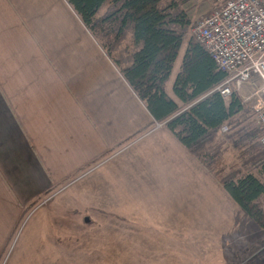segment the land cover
<instances>
[{
    "label": "crops",
    "instance_id": "crops-1",
    "mask_svg": "<svg viewBox=\"0 0 264 264\" xmlns=\"http://www.w3.org/2000/svg\"><path fill=\"white\" fill-rule=\"evenodd\" d=\"M188 44L181 49L182 62ZM182 62L178 69L174 65V82ZM153 123L145 104L66 0H0V261L20 226H67L61 225L67 218L58 216L77 211L58 198L86 181L83 174L91 170L90 176L99 171L96 179L105 192L95 196V189L84 185L67 196L85 212L89 199L112 197L111 211L99 215L113 214L118 223L122 219L143 226L138 220L143 216L145 226H153L148 220L153 216L183 214L179 190L188 149L166 125L144 134ZM63 188L53 202L34 209ZM85 223L89 225L88 219ZM133 259L57 253L17 255L8 262L139 263ZM141 263L166 260L160 263L149 255Z\"/></svg>",
    "mask_w": 264,
    "mask_h": 264
},
{
    "label": "rangeland",
    "instance_id": "rangeland-1",
    "mask_svg": "<svg viewBox=\"0 0 264 264\" xmlns=\"http://www.w3.org/2000/svg\"><path fill=\"white\" fill-rule=\"evenodd\" d=\"M172 1L180 4L186 2L185 10L189 11L191 20L184 42L188 44L191 40L194 41L193 30L198 20L225 0H164L163 4ZM105 11L106 8L102 12ZM183 53L182 50L176 62V69L182 62ZM172 75L167 82L171 87L167 85L166 91L169 96L174 97L172 85L176 73ZM238 95L243 102L242 96L239 93ZM243 104L245 105L243 115L233 121L230 125L233 126L231 131L214 137L203 151L202 158L207 156L202 159L203 161L197 159L189 150L186 151L187 161L191 162L185 164V183L183 186L180 184V190L179 185H174L180 191L179 201L183 214H174L170 211L166 216H153L155 218L148 219L152 221L153 226H145L147 222L143 216H138L139 223L143 226H131L130 221L122 219L118 223V217L113 214L106 213V217L99 215L103 214V211H111L114 203L112 197L101 200L89 199L90 210L85 212L81 209L84 208L82 204H73L67 196H72V190H80L84 185L85 188L95 189L97 192L95 196L103 194L105 186L98 184L96 178L99 171H96L89 175L90 177L86 176L88 178H85L86 181L80 182L69 192L63 194L65 191H61L54 198L55 200L63 194L58 199L70 202L72 208L77 211V214L68 211L67 216L65 215L67 212L63 213L60 210L63 215L58 217L67 218L61 225L67 226H20L3 254L0 264H9L8 260H14L17 255L57 253L133 257L138 264H150L141 263V258H148L149 255L156 256L160 263L165 257V264L167 261L170 264H264V218L260 220L261 224L250 218L219 184L226 177L248 173H253L264 183V176L259 173L258 167L255 168L257 165L260 166L264 151L257 149L254 152L248 151V148H251L250 142L243 138L242 130L251 120L249 117L252 113L255 118L256 114L248 104ZM164 126L165 124L157 127V123L154 122L143 133L150 135L166 128ZM248 129L251 130L252 127L249 126ZM251 153L254 155L250 156ZM192 159L197 163L196 166ZM146 186L147 184H144V187ZM58 190L60 189L55 191ZM51 202L53 198L42 207ZM70 203L67 204L69 207ZM257 204L264 212V196ZM53 206L56 209L57 205ZM83 217L88 219L89 225L85 223ZM175 258L177 261L173 262ZM10 264H13L12 261Z\"/></svg>",
    "mask_w": 264,
    "mask_h": 264
},
{
    "label": "trees",
    "instance_id": "trees-1",
    "mask_svg": "<svg viewBox=\"0 0 264 264\" xmlns=\"http://www.w3.org/2000/svg\"><path fill=\"white\" fill-rule=\"evenodd\" d=\"M66 1L145 104L154 122H165L197 159L207 157L202 158L203 151L214 137L223 134L224 126L231 131L230 125L245 112L238 93L224 100L214 91L227 76L195 40L189 42L174 82L177 101L167 94L166 84L191 25L186 2L164 5V0ZM249 118L242 129L243 138L250 142L248 151H264V146L259 144L264 127L253 113ZM255 168L264 176V157ZM219 184L245 214L262 223L264 212L257 201L264 196V183L256 175L230 176Z\"/></svg>",
    "mask_w": 264,
    "mask_h": 264
},
{
    "label": "built area",
    "instance_id": "built-area-1",
    "mask_svg": "<svg viewBox=\"0 0 264 264\" xmlns=\"http://www.w3.org/2000/svg\"><path fill=\"white\" fill-rule=\"evenodd\" d=\"M193 37L212 56L218 70L227 76L214 91L224 100L239 93L264 127V0H225L217 4L198 20ZM164 124L157 123V127ZM221 132L227 134L229 128L224 126ZM259 144L264 146V132ZM64 189L49 194L34 209Z\"/></svg>",
    "mask_w": 264,
    "mask_h": 264
}]
</instances>
